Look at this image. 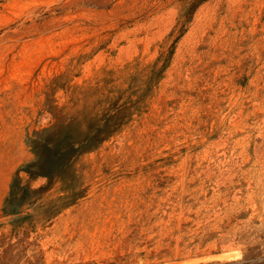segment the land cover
I'll list each match as a JSON object with an SVG mask.
<instances>
[{"label":"rangeland","instance_id":"rangeland-1","mask_svg":"<svg viewBox=\"0 0 264 264\" xmlns=\"http://www.w3.org/2000/svg\"><path fill=\"white\" fill-rule=\"evenodd\" d=\"M0 264H264V0H0Z\"/></svg>","mask_w":264,"mask_h":264},{"label":"trees","instance_id":"trees-1","mask_svg":"<svg viewBox=\"0 0 264 264\" xmlns=\"http://www.w3.org/2000/svg\"><path fill=\"white\" fill-rule=\"evenodd\" d=\"M44 132L48 133V130H44ZM34 145L38 159L27 166V171L32 176L42 175L49 178L59 173L64 162L75 156L77 152L79 153L87 149L86 145L75 147L69 144V146L62 147L57 142H52L51 136L44 137L43 139L39 137L38 140L34 141Z\"/></svg>","mask_w":264,"mask_h":264}]
</instances>
